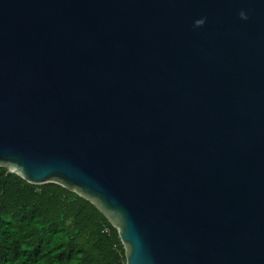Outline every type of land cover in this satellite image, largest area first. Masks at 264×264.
<instances>
[{
	"label": "water",
	"instance_id": "water-1",
	"mask_svg": "<svg viewBox=\"0 0 264 264\" xmlns=\"http://www.w3.org/2000/svg\"><path fill=\"white\" fill-rule=\"evenodd\" d=\"M0 166L126 264H264V0H0Z\"/></svg>",
	"mask_w": 264,
	"mask_h": 264
},
{
	"label": "trees",
	"instance_id": "trees-1",
	"mask_svg": "<svg viewBox=\"0 0 264 264\" xmlns=\"http://www.w3.org/2000/svg\"><path fill=\"white\" fill-rule=\"evenodd\" d=\"M0 264H126L117 229L88 199L0 166Z\"/></svg>",
	"mask_w": 264,
	"mask_h": 264
},
{
	"label": "clouds",
	"instance_id": "clouds-1",
	"mask_svg": "<svg viewBox=\"0 0 264 264\" xmlns=\"http://www.w3.org/2000/svg\"><path fill=\"white\" fill-rule=\"evenodd\" d=\"M241 16H242V18H246V17H244L243 13H241ZM202 23H203V21H197V24H202Z\"/></svg>",
	"mask_w": 264,
	"mask_h": 264
}]
</instances>
